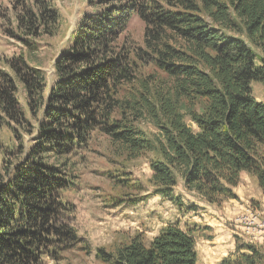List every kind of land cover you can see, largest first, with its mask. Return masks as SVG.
Returning <instances> with one entry per match:
<instances>
[{
    "label": "trees",
    "instance_id": "trees-1",
    "mask_svg": "<svg viewBox=\"0 0 264 264\" xmlns=\"http://www.w3.org/2000/svg\"><path fill=\"white\" fill-rule=\"evenodd\" d=\"M10 3L27 44L59 32L52 0ZM85 3L51 81L22 54L0 66V264H60L80 243L64 192L77 187V165L94 135L106 139L111 163L150 155L148 186L133 183L121 163L104 171L118 188L145 191L116 194L114 205L158 195L197 210L175 193L180 179L197 200L220 206L238 197L243 173L264 193V0ZM132 18L141 22L138 37ZM252 81L263 85L261 100ZM197 237L211 240L213 228L166 223L148 241L136 231L97 247L95 257L197 264ZM219 264H264V241L237 239Z\"/></svg>",
    "mask_w": 264,
    "mask_h": 264
},
{
    "label": "rangeland",
    "instance_id": "rangeland-1",
    "mask_svg": "<svg viewBox=\"0 0 264 264\" xmlns=\"http://www.w3.org/2000/svg\"><path fill=\"white\" fill-rule=\"evenodd\" d=\"M85 1L52 0L60 15L61 28L56 36L35 38L31 46L24 42L23 36L21 39L18 38L19 34L14 29L10 0H0V66L4 65L3 59L22 54L28 58L31 65L41 67L48 81H51L54 73L52 63L85 9ZM130 27L131 34L138 37L141 32V22L137 18H132ZM251 89L257 100L263 98L261 82L252 81ZM21 103L24 105L22 99ZM5 134L9 135L7 132ZM12 142L17 143L18 140L15 138ZM83 153L84 156L77 165L79 172L77 187L64 192V198L74 205L75 212L72 215V222L81 241L72 249L64 252V258L60 264H100L95 257L97 247L108 246L115 240H125L136 231L142 232L145 240L148 241L166 223L178 222L184 227L185 224L190 225L195 221L201 223L208 221L215 224L213 227L221 229V234H225L226 242L229 237L233 238L234 242L237 239L245 240V235L251 236L254 232L253 228L258 219L255 211L261 210L264 198L261 192L259 194V191H256V185L251 181L248 184L243 182L239 188L237 187L242 197L238 200L239 202L235 199L225 200L220 206L212 207L186 192L182 181L178 179L174 187L175 193L181 195L185 205L190 203L199 205L195 211L185 210L184 207L178 209L172 201L158 195L137 203L126 201L114 205L111 198L116 194H121L119 196L123 198L141 197L145 191L118 188L105 176L104 171L115 169L121 163L122 170L129 174L128 177L133 183L140 181L144 187L148 186L147 180L151 174L148 164L150 155L127 162L120 158L119 164L111 163L107 157L109 149L106 139L99 134L94 135L87 150ZM10 157L11 155L8 159ZM245 199L247 201L242 203ZM262 216L263 214L259 215V220ZM236 232L245 235L239 237ZM216 245V242L197 237V264H219L221 258ZM44 262L54 263L49 258H44Z\"/></svg>",
    "mask_w": 264,
    "mask_h": 264
},
{
    "label": "crops",
    "instance_id": "crops-1",
    "mask_svg": "<svg viewBox=\"0 0 264 264\" xmlns=\"http://www.w3.org/2000/svg\"><path fill=\"white\" fill-rule=\"evenodd\" d=\"M250 181L251 180L249 179L247 174L243 173L241 175V182H240L239 185H241L243 182L244 183L246 182V184H248V183H250ZM251 182L254 183L253 181H251ZM239 185L237 186L238 188H239ZM237 187L235 188V192L237 193L238 197L237 198L228 199L229 201H232L233 199L238 201L240 198H242L241 195L238 193ZM255 189H256V191H259V194H260L261 191L257 187ZM261 193L263 195L262 198H264V193L263 192H261ZM245 201H247V200L246 199L243 200L242 203H244ZM210 206L216 207L215 205H210ZM255 213H256L255 216L258 219L256 221V226L253 228L254 230L252 229L254 231L253 234L251 236L245 235L243 233H238V232H236V234L239 237L240 236L243 237L245 235V239L249 237L252 240H255V241H258V242L262 243L264 241V205H263V207L261 208L260 211H255ZM260 214H263V216L261 217L262 218L261 220H259V218H260L259 215ZM206 224L210 225L213 228V238L211 240H206V241H213V242L217 243L216 247H217L218 253L220 254V258L226 256L228 253L233 251L234 243H235L234 239L233 238L231 239L229 237L227 239V242H226L225 241L226 240L225 239V234H221V231H220L221 229L220 228L213 227V226H215V224L214 223H209L208 221H206Z\"/></svg>",
    "mask_w": 264,
    "mask_h": 264
}]
</instances>
